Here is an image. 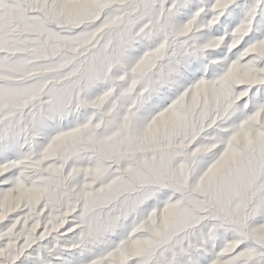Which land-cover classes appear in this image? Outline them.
<instances>
[{
  "label": "snow or ice",
  "instance_id": "1",
  "mask_svg": "<svg viewBox=\"0 0 264 264\" xmlns=\"http://www.w3.org/2000/svg\"><path fill=\"white\" fill-rule=\"evenodd\" d=\"M0 264H264V0H0Z\"/></svg>",
  "mask_w": 264,
  "mask_h": 264
}]
</instances>
